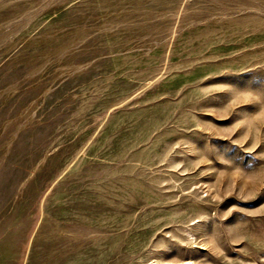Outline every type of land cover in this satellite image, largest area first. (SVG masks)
Returning a JSON list of instances; mask_svg holds the SVG:
<instances>
[{"label": "rangeland", "instance_id": "obj_1", "mask_svg": "<svg viewBox=\"0 0 264 264\" xmlns=\"http://www.w3.org/2000/svg\"><path fill=\"white\" fill-rule=\"evenodd\" d=\"M0 264H264V0H0Z\"/></svg>", "mask_w": 264, "mask_h": 264}]
</instances>
